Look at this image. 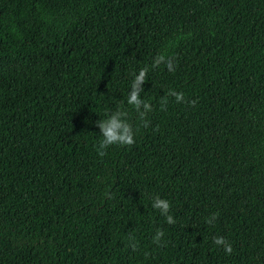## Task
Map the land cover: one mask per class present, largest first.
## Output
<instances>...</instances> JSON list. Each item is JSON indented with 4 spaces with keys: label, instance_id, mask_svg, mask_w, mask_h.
<instances>
[{
    "label": "trees",
    "instance_id": "trees-1",
    "mask_svg": "<svg viewBox=\"0 0 264 264\" xmlns=\"http://www.w3.org/2000/svg\"><path fill=\"white\" fill-rule=\"evenodd\" d=\"M0 264H264V0H0Z\"/></svg>",
    "mask_w": 264,
    "mask_h": 264
},
{
    "label": "clouds",
    "instance_id": "clouds-1",
    "mask_svg": "<svg viewBox=\"0 0 264 264\" xmlns=\"http://www.w3.org/2000/svg\"><path fill=\"white\" fill-rule=\"evenodd\" d=\"M152 63L153 66H157L163 63L166 65L168 71H175L173 67V60L167 58L164 55L156 56L153 59ZM146 71V69L142 68L138 73L134 74L130 85V91L128 92L126 97V103L135 108L141 118L145 116L146 112L151 110V105L148 102H142L140 97V92L143 88V82H145ZM170 94L175 96L177 102L183 100L182 93H177L170 90ZM125 115L126 113L123 110L117 108L115 112H112L111 114L107 115L106 118L102 120L99 119L96 122L100 130L99 134L101 136L97 149L99 155H104V149H106L110 145H128L133 143V128L124 118ZM152 207L154 209H158L160 213L165 216V220L167 223H174L173 217L170 214H167L170 207L169 201L167 199L161 198L159 196L155 197L152 200ZM208 222L211 223L212 221L208 220ZM162 236L163 232L157 230L153 239L158 243ZM214 243L217 245H224V251L226 253L231 252V245L226 244L223 237H216L214 239Z\"/></svg>",
    "mask_w": 264,
    "mask_h": 264
}]
</instances>
